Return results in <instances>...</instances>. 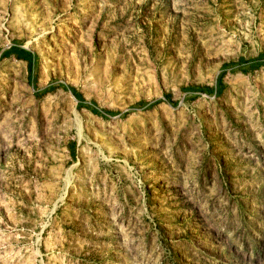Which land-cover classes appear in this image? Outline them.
<instances>
[{"label": "rangeland", "instance_id": "rangeland-1", "mask_svg": "<svg viewBox=\"0 0 264 264\" xmlns=\"http://www.w3.org/2000/svg\"><path fill=\"white\" fill-rule=\"evenodd\" d=\"M13 42L0 264H264V63L213 90L264 58V0H0Z\"/></svg>", "mask_w": 264, "mask_h": 264}, {"label": "trees", "instance_id": "trees-1", "mask_svg": "<svg viewBox=\"0 0 264 264\" xmlns=\"http://www.w3.org/2000/svg\"><path fill=\"white\" fill-rule=\"evenodd\" d=\"M9 55H14L17 59L25 61L27 63L28 76L30 79H33L34 72H35L36 55L33 52H31L30 50L23 48L17 42H13L8 49L3 50L0 54V59L6 58ZM263 63H264V58L262 57L261 54H258L254 58H250V59L239 58L235 62L223 64L221 67L220 74L216 80V85L213 88L215 94H217L221 90L219 78H221L223 76L225 71H232V70L234 71L235 69H238L241 72H247V70H253V69L259 68L260 66L263 65ZM59 87L65 89V90H68L69 92L72 93V95L78 101V104H77L78 107L86 108V109L90 110L92 113H94L96 115H100V116H105L108 114V112H105L103 110L98 109L94 102H92V101L86 102L82 98L81 94L74 87L68 86L66 84H62V83L61 84H49L45 88H43L42 90H39V92H50V91H53ZM186 91L189 93H195V92H208L210 90L207 87H205V88L191 87V88H186ZM164 99H165V101L172 104V102L169 100V96L165 95ZM159 101H161V100H156L154 102H138V103L134 104L133 106H131L126 112L119 113V114L125 115L133 109L150 108Z\"/></svg>", "mask_w": 264, "mask_h": 264}, {"label": "water", "instance_id": "water-1", "mask_svg": "<svg viewBox=\"0 0 264 264\" xmlns=\"http://www.w3.org/2000/svg\"><path fill=\"white\" fill-rule=\"evenodd\" d=\"M23 47V46H22ZM23 48H25V47H23ZM26 49V48H25Z\"/></svg>", "mask_w": 264, "mask_h": 264}]
</instances>
